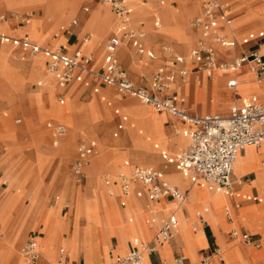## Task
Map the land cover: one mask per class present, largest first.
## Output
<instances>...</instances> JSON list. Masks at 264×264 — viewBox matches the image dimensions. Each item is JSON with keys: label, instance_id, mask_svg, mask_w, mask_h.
<instances>
[{"label": "rangeland", "instance_id": "374dc122", "mask_svg": "<svg viewBox=\"0 0 264 264\" xmlns=\"http://www.w3.org/2000/svg\"><path fill=\"white\" fill-rule=\"evenodd\" d=\"M170 1L171 0H168L166 3H170ZM231 1L234 2V3L232 2V5H233V16L235 18L231 27L233 28L237 27L238 23L240 22V21L237 22V17L239 15H243L241 18L242 22L251 20L252 23L251 25L250 23L243 25L240 27V29L243 28L245 29L249 26H251V28H256V27L264 28V0H260L259 1L260 3H258L255 6L250 5V6H245V8L240 6V4L238 3H235V0H231ZM51 3H72L71 4L72 8L67 7V10L70 9L71 11H69L67 14L63 13L60 16L56 15L54 18L47 12L49 10V6ZM85 3L86 0H0V30L7 35H11L15 30H20L22 34H24L27 38L31 39L32 41H35L40 45L54 47L56 43L55 41L52 40V36L55 33L59 34V41H61L60 34L62 33L60 26L62 25L66 26L73 17L76 18L80 17V20H82L87 15L86 13L81 12L82 11L81 7ZM158 5H159L158 3H154V6L156 7H159ZM148 6H152V5L149 4ZM174 6L178 7V3L177 5H172L173 9ZM98 7L109 8L107 5L102 3H98ZM150 9L152 10V8ZM153 11L154 10H152L149 15H145L141 17V19L139 20V24L136 21V19H134L131 24V29L135 27H139L141 32L143 31L146 32L148 31V29H150V27H144L146 24H151V26L153 27L152 24L154 17ZM94 12L95 10H91L89 16L95 17ZM27 13H31V15L29 17L23 18V16H26L25 14ZM156 14L158 13L156 12ZM110 15L115 17L111 11H110ZM189 20H190V16L188 18L186 31L188 32V34L191 35V38L189 42H187L185 45L178 42V40H180L181 37V34L179 32H171L170 30L163 27L164 21L162 19L160 26L158 28L153 27V31L158 33L152 36L150 41L145 42V38L147 37V35L143 34L142 40L143 43L145 44L146 49L152 50L158 44L157 50L162 52L163 45H169L168 43L175 42L176 44L186 47V49L188 50V48L196 42L198 36V34L195 33V31L190 28ZM92 26H93V21L89 20L87 25V27L89 28L84 29V31H82L79 34V38H80L79 48L82 49L86 55L91 54L94 58L92 61L94 73L88 74L89 86L86 88V91H84L83 93H82L83 91L82 89H80L79 91L77 90L72 96V98H69L68 94L70 93L71 89L75 86V84L71 85L69 90L65 93V96H67V100L66 102L63 103L58 102L56 98L57 97L56 92H59L61 90L59 87H57L54 90L51 98L49 97L48 94L47 96L48 105L49 106L56 105L59 111L61 112V114L55 112L56 116L47 113L46 111L47 109L45 108L48 105L43 104L42 100L39 101L38 98L36 97V94L42 89V87H44V85H38L35 89H33L35 86V85L33 86V84H35V82H38V80H43L44 78L47 77H51L50 71L41 62L42 59L37 58V56H34L33 54L30 55L28 53L29 59L27 62H24L20 59L17 62L14 61L9 62L5 57L6 56V54L4 53L5 49H3V47H6V45L0 44V48L2 47V51H0V78L5 85V89H6L5 97L7 98L8 102L14 104V107L12 109L9 104L0 108V130L1 131L3 130L4 132L11 130L16 134L13 137V133L11 131H8V136L13 138H10V140L3 141L2 154L10 158L9 160L11 164L13 163V167H14L13 171L14 173H17L23 171L24 168L27 167L28 163H30V160L32 159V156L36 150L33 164L37 167V169H42V167L46 164L47 156L38 147L49 145L53 149H57V150L59 149L58 150L59 152L57 153L58 157H56V159H64L65 160L63 162L64 166L70 173L72 171L71 165L75 158L76 144L78 140L80 141L83 139L87 141L88 139H94L97 143V149L93 153H96V155L93 157L91 156L92 158L90 164L88 165V171L91 172V170L93 169V171L95 172V179L97 181V186L89 188L88 183L90 176L88 172H86L87 175L86 183L87 182L88 183L87 184L85 183L86 185L83 186L82 185L76 186L74 183V178L71 174L69 179L72 186L71 192L75 191L76 193H78V198H80L81 201H83V199H87L88 197L91 198V200H94L92 196L97 194L95 192L96 188L101 187L102 190L104 191L103 195L105 197H114L113 200L115 201L116 205H118V203L115 200V195L119 192L116 190L114 194H109L105 187L106 185L104 186L105 184L104 181H102L103 180L102 175L108 172L115 179V174L120 173L121 171H130L131 169H133L132 166L134 163L145 164L144 163L145 161L157 160V156L155 152L158 153L160 150H167L174 153L179 152L182 148H184L187 145L189 141L188 137L185 135L186 137L185 144H178V143L170 144V142L174 141L176 137H178L180 134L183 133V131L187 127V124H181L179 121H176L173 115H168L166 112L155 111L152 107L146 105L145 103L139 102V100L136 99L135 97H132L127 94H123L112 86H104L103 84H101L100 86L98 85L99 79L98 77H96L95 74L96 72H100L99 69L101 66L106 38L104 39L103 42H101V50H99V52H96V50L93 53L88 52L87 50L89 48L91 49V47L89 45L86 46L87 42L89 40L93 41L95 39V36L98 34L96 32L95 27L93 28ZM76 28L77 25L73 26L72 29L75 30ZM112 31H113V27H109L106 35H108ZM162 36L166 38H170L168 39V41L170 42L162 41V40H159L157 42V39ZM73 47L74 46L72 45L66 46V48L68 49H72ZM132 48H133V51L131 49L132 55L131 57H129V59L126 60L119 56V61L121 63V66L124 68L129 79L133 81L134 84L141 85L146 89H149V82L152 72L159 61L157 55H155L157 54V50L156 53L154 54L155 59H151L149 63L140 65V64H136L135 61L141 59L145 55V53L139 55L136 49L134 47ZM2 55H4V58ZM13 55L15 56V53H13ZM185 55L188 60V68L191 70L194 69V66H192L189 63L190 59L188 52H186ZM132 57L135 58V60L132 61L133 68L139 71L138 75L136 76L134 75L135 80L132 75L134 71H132L131 70L132 68L128 67L127 64L125 63L127 61L128 63H131L130 60ZM23 58H25V56ZM96 60L97 63L94 65ZM29 64L31 68L32 67L35 68L34 73L36 74V76L29 78L24 86H20L18 82L15 80V75L16 73L26 76L29 75L28 74L30 72V71L28 72ZM29 82L30 84L28 85ZM95 86H99V90L97 93H94L92 89ZM195 87H196L195 90H198L199 92V86L195 85ZM25 90L27 92H25ZM24 92L25 95L20 94ZM216 93H217L216 90H214V99L212 100L213 102L211 101L212 105L211 106L209 105V108H204V109L201 106L199 109V113L202 114L210 113V112L217 113L219 111L217 109L218 101L216 100L217 99ZM13 94L15 95L14 96L15 98L12 96ZM201 94H202L201 92L197 93V96L198 99L203 100L204 97ZM21 97L23 101L21 100L19 103L18 101L20 100ZM15 99H16V103H15ZM29 104L36 106L38 110V118L40 119V121L34 122L31 116H29L28 114L30 110V108H28ZM117 107L120 108V112L114 113L113 110H117L116 109ZM67 110H69L70 112L67 113ZM224 111H227V108ZM15 118H20L21 122L15 123L14 122ZM159 118H163L164 121L168 120L169 118L170 119L165 122V127L163 125L161 128H159V130H153V128L149 126L147 122L149 120L155 121ZM48 119L56 122L62 121L68 127L66 134L60 137L57 146L52 145L53 137L51 136L50 131L45 126V123L46 121H48ZM175 121L177 122V124ZM73 134H75V138L73 139L71 145V151L68 152L67 150L62 148L65 142L71 141V139L73 138L72 136ZM81 134H86L88 135V137L79 136ZM155 143L159 144V147H155ZM147 144L149 145V147ZM251 148L254 149V146H252ZM133 155L140 156L142 157V159L140 157H133ZM102 158H104V160H102ZM56 159H53V161L48 162L46 169H44L42 172H40V174H38L39 181L44 185V188L41 191L40 196L37 193L39 189V184H35L27 195L28 199L27 198L23 199L21 197V194L24 191V185L28 177L26 178V180L23 179L22 182H16L15 184H13V180L11 178L12 176L8 177L7 179L8 183L6 189L12 187L13 193L10 194L4 192L3 195L0 197V249L2 250L11 249L13 246H15L16 248H15L14 257L17 260V264H23L22 257L18 253L19 245L24 241V237L26 236V233L29 230L31 231L34 229H38L42 233L41 237H37V240L41 244V252H42L41 254L47 257L51 262H55L60 247L66 248L70 252L72 258L76 257L78 252H81L85 259V262L89 264H99V260L103 259L102 258L103 255L105 256L104 257L105 261H108L109 254L107 250L112 249L110 243L106 244L102 248L95 249L94 251L89 253L86 243L87 237L85 235V232L83 231V229L88 231L89 228L88 222L86 223V226L84 223H81L82 226L81 230L78 228V226L76 227V236L80 232L79 238L78 240L75 238L76 242L72 241V237L75 232L74 231L75 218L79 219L77 215L78 212L76 213V209H75L76 206L74 205V209H73L71 202L72 197H66L62 192L60 194H57V191L52 192L53 180H51L50 181L51 184H49V179H51V174L56 175V173L59 171V169H57L54 173L52 172L55 170ZM127 161H129L131 165L126 164ZM147 165H152V164H147ZM160 165H162V168H164L166 171V178L171 183L178 185V183L173 182L172 179L169 178V175L167 173L169 172L170 169L173 172H177L182 177L181 173L172 169L170 166L163 164L160 159L159 161L154 162L153 164V166H160ZM249 167H254V166H249ZM247 168H243L242 170H245ZM234 171H236L235 166H234ZM199 181L206 184L205 181L203 180H199ZM178 186L181 187L180 185ZM88 188L91 189L89 193H87ZM217 189L213 191L217 192ZM222 190L225 189H221V191H218L217 193V195H219L220 197ZM189 195L190 193L187 195L185 204L188 201H190L189 203H192L191 200L189 199ZM234 195L236 197L238 196L241 197L243 196V193H234ZM37 197L45 198L44 202L47 206L46 208L50 211L51 214L48 215L47 212H42L41 214H35V216L34 215L31 216L29 218V221H27L28 219L26 218V216L24 217L22 215L23 212L22 210L24 208V205L32 203L33 201L36 200ZM24 201L26 203H24ZM199 201L201 200H197L195 203H193L192 209H189L191 218L198 220L196 213L200 211L201 214H204L205 217L209 218L210 221H212L213 223L218 222L220 220L221 215L218 213V215H213L211 219L210 214L206 213L203 203ZM174 204L175 206L177 205V203L175 202ZM64 205H68L69 207L62 208ZM156 206L157 204L154 203L153 207ZM118 207L120 208L119 205ZM61 208H62V212H61ZM123 208L128 209L126 207ZM120 209L122 211L124 210L122 208ZM252 209L254 216L258 215L259 217L264 219V217H262V214L264 212H262V210H260L258 206L253 205ZM178 210L180 211V209ZM222 210H223V204L219 208V211ZM242 212L243 213L241 215H246L247 219L249 220L250 216L247 215V213L244 210ZM124 213H125V218L123 220L124 222L127 223V221H131L130 218L133 219V222L136 220L135 215L132 214L130 211L127 212L126 210H124ZM240 216L236 215L237 220L240 219ZM62 217H69V218L71 217L72 220L69 226L66 228L65 237L64 236L58 237V234L61 231V229L65 227V224L62 222L61 219ZM164 217L166 216L160 215L156 217L157 225L160 224V221ZM181 217L182 216L180 215L179 212L178 219H180ZM43 218L49 221L45 229L42 224ZM56 220H59V224L55 222ZM253 221L254 219L250 221V224L253 223ZM189 222L190 221H188V223L186 224V228L189 231H191L192 228L189 226ZM247 223H249V221H247ZM197 227L198 229L201 227L200 223L199 224L197 223ZM262 229H263L262 231L264 232V220H263ZM131 233H133L134 235H138L135 232L129 231L126 240V248L123 250L124 251L123 253L127 251V241L131 239L132 237ZM88 234H89L88 243L90 247L93 248L97 245V242L95 241V238L93 239V237L89 232ZM196 243H198L197 239H194L190 243H187V245L188 247H190V245H194ZM221 244H222L221 257L224 258L226 264H251V261L250 259H248L247 256H251V258H253V254L257 255L258 257H264V246L259 248L252 246L244 247L243 245L244 243L242 244L238 240H232V241L226 240L223 241ZM113 253L115 254L120 252H118L114 247ZM171 262L172 259L168 261V263ZM0 264H3L2 259H0ZM211 264L214 263L211 262Z\"/></svg>", "mask_w": 264, "mask_h": 264}, {"label": "crops", "instance_id": "0c3cea01", "mask_svg": "<svg viewBox=\"0 0 264 264\" xmlns=\"http://www.w3.org/2000/svg\"><path fill=\"white\" fill-rule=\"evenodd\" d=\"M259 1L260 0H235V3H238V4H240V6L245 8V6H250V5L255 6L258 3H260ZM230 2L232 4L233 1H230ZM98 3H100V2L94 1V0H86V3L84 5H82V7H81L82 11L81 12H84L87 15L82 20H80V17L77 16L78 17L77 19L79 20V23L77 24V28L75 30H72L71 34H64V36H65V38L63 39L64 43L66 45L74 46L72 49L67 48L68 50H73L74 48L80 47L79 46V44H80L79 34L82 31H84V29L89 28V27H87L89 20L93 21L92 27L93 28L95 27L96 32L98 34H102L104 32V29L105 30L107 29L108 23L110 21L108 22V17L106 16V11L103 10L102 7H98ZM132 3H135L136 6L139 8L137 16L135 17V15H134V19H136L138 24H139V20L141 19V17H143L145 15H149L151 13V11L153 10V7H154V4H151L152 6H148L149 4L146 6H142V5L140 6V3L138 0H134V1H132ZM170 3L172 5H177V3H178V7L174 6L173 10L179 9V12L178 11L177 12L180 13L181 16L182 15L185 17L190 16V20L202 12V0H181V5L177 0H171ZM167 4L168 3H166V5ZM166 5L159 6V7L155 6L156 10L153 11L154 17H153V23H152L154 28H158L160 26L162 18H161V15L159 13V9L165 7ZM84 6H88V10H84ZM150 8H152V10ZM109 9L112 12L110 7H109ZM91 10H95V12H94L95 17L89 16ZM232 10H231V14L233 17V22H234L235 18L233 16ZM156 12L158 14H156ZM103 16L107 17L106 22L103 21ZM242 16L243 15H239L237 17V22L240 21L238 23L237 27L233 28V27H231L232 24L227 26L224 23H221L220 27L217 29V33L219 35H221L224 39L221 42H215L214 45L216 46L217 50L219 51L221 58H223L224 60H233V59L242 57L251 51H258L259 53H261L264 56V28H262V27L251 28V26H249L245 29L244 28L240 29L241 26L249 24V23L251 25V23H252L251 20L246 21V22H242L241 21ZM157 17H159L160 20L157 19ZM155 22H158V25H155ZM150 26H151V24H146L144 27H150ZM103 27H104V29H103ZM190 28L192 30H194L195 33L198 34V36H197L196 42L194 44H192L188 48V50L186 49V47H183L179 44H176L175 42L171 43L170 41H168V39H170V38H166V37L162 36V37H159L157 39V42L159 40L170 42V43H168L169 44L168 46L171 47L172 54L163 48L164 45L162 46V49H163L162 52L157 50L158 44L152 50L146 49L145 44L143 43V40H142L143 36L138 38L139 43L144 48V52L139 53V55H142L145 53L148 56V58H151V59H155V55H157V58L159 61L156 64V67L154 68L153 72L155 71V69L157 67L165 65V64L170 65L171 69L174 71L179 69V67H184L186 69V75L183 78L184 80H182L179 76H176V78L173 82L174 87H172V88L170 87V89H169V91H173L177 95H179L183 98V100H180L177 102L178 106L180 108H182L183 110H185L186 112H188L189 114L205 115L207 113H203V114L199 113V109L201 106L204 109V108H209V105L210 106L212 105L211 101L214 99V90H216V92H217L216 93L217 94L216 100L218 101L217 109L219 110L217 113H220V114L228 113V111L230 110V107L233 103H235V102L241 103L243 101V99L252 97L254 95L259 98L260 102H264V73H263V79L262 80L259 81L258 79H256L253 72L251 71V62L249 60L243 61L239 70L236 72L230 71V70L223 71L222 73L219 74L218 80H212V78L207 76L204 71L198 69V63L194 59L191 58L190 50L197 45L198 39L202 36V33L198 28L191 27V26H190ZM133 29L140 31L139 27H135ZM261 32L263 33V35H261ZM157 33L154 32L153 29L152 30L148 29L147 37L145 38V42L150 41L151 37L156 35ZM185 34L181 35L180 40H178V42H180L183 45H185L187 42H189V40L191 38V35L188 34L187 31H185ZM109 35H110V33L106 36V39ZM245 39H247V41H245ZM90 41H92V40H89L87 42L86 46L88 45V43ZM32 42L36 43L35 41H32ZM125 43H127L129 46V51H130L129 57H131V55H132L131 54V52L133 51L132 47H134L136 49V47L131 43L130 39L126 38V39H124V41L121 43V45L118 48V51H117V55L119 54L118 58H119V56L121 57L120 48ZM0 44L6 45V47H3V49H5V52H4L6 54L5 57L9 62L10 61L17 62V61H19V59L24 61V62L28 61L29 51L27 49H23L20 45H15L11 42H7V41H3V40H0ZM131 49H132V51H131ZM95 50H96V52H99L98 49H92V48L91 49L89 48L87 51L93 53ZM156 50H157V54H155ZM0 51H2V47L0 48ZM186 52H188V55H189V59H190L189 63L192 66H194V69H192V70L188 68V60H187V57L185 55ZM13 53H15V56L13 55ZM2 56L4 58V55H2ZM24 56H25V58H23ZM129 57L128 58L121 57V58L127 60V59H129ZM133 60H135L134 57L131 58V60H130L131 63H128V61L125 63L127 64L128 67L132 68L131 69L132 71H134V73H132V75H133V78L135 80V76L138 75L139 71H137L136 69L133 68V65H132ZM136 61H135V63H136ZM41 62L47 67L46 61L42 60ZM96 63H97V60L94 63V65ZM101 66H102V61H101ZM101 66H100V68H101ZM233 77H236V79H237V85L234 87L229 85V80L232 79ZM31 82H33V81H31ZM240 83H242V84H240ZM29 84H30V82L28 83V85ZM73 84H75V86L71 89V91L69 93L71 98L77 90L79 91L80 89H82L83 90L82 93L84 91H86V88L89 86L88 85L89 84L88 83V74H86V73L80 74V77L78 79L74 80L68 86L65 93L69 90L70 86ZM101 84H103L104 86H110L108 84H105V83H102L99 81L98 85L100 86ZM197 84L199 85V92H198V90H195V88H196L195 85H197ZM38 85H40V83L35 82V84H33V86H34L33 89H35ZM99 86H95L94 88H92L94 93L98 92ZM46 90L47 89H41L36 94V97L38 98L39 101L42 100L43 104L48 105V103H47L48 91H46ZM5 91H6L5 85L0 78V108L9 104L11 109H12L14 107V104L8 102L7 98L5 97L6 96ZM72 91H73V94H72ZM25 92H27V91L25 90ZM25 92L20 93V94L25 95ZM200 92L202 93L201 95L204 97L203 100L198 99L197 93H200ZM56 93H57L56 98L58 100V92H56ZM65 93H64V98H65ZM14 94L12 95L13 97L15 96ZM136 99H138V98H136ZM21 100H22V97L20 98V100L18 102L20 103ZM139 102H141V101L139 100ZM15 103H16V99H15ZM28 103H30V102H28ZM23 104H24V102H23ZM198 105H199V107H198ZM28 108H30L28 114H29V116H31L32 120L34 122L40 121V119L38 118V110H37L36 106L29 104ZM226 108H227V111H224ZM45 109H47L46 110L47 113H49L51 115L53 114L54 116H56L55 115V106H49L48 105ZM116 109L117 110H113L114 113L120 112L119 107H117ZM157 111L166 112L165 110H157ZM166 113L168 115H170L168 112H166ZM4 115H5V113H4ZM173 117H175V116H173ZM18 119H19V121H17ZM175 119H176V121H179L181 124H187L184 121H182L181 119H179L178 117H175ZM168 120H166V121H168ZM166 121H164L163 118H159L155 121L149 120L147 122V124L149 126H151L153 128V130H159V128H161L163 125L165 127ZM14 122L20 123L21 119L15 118ZM48 123H51V125H56V124L52 120L48 119V121H46V123H45V126L50 131L51 136L53 137L52 145L57 146L58 143L54 142L55 141L54 138H57V142H59L60 137H62L64 135V133L56 136L54 134L53 130L48 126ZM176 124H177V122H176ZM191 127H192L191 125L187 124V127L185 130H187ZM8 131H11V130H8ZM8 131L4 132L3 130L2 131L0 130V197L3 195L4 192L10 193V194L13 193L12 187L9 189H6L7 183H8L7 179L10 176H12L11 178L13 180V184H15L16 182H22L23 179L26 180V178L28 177V179L26 180L25 185H24V191L21 194V197L23 199L27 198L28 193L30 192V190L32 189V187L35 184H39V189H38L37 193L40 196L41 191L44 188V185L39 181L38 174H40V172H42L44 169H46L48 162L53 161V159H56V157H58L57 153L59 152L58 151L59 149L58 150L53 149L49 145H44V146L38 147L47 156L46 164L42 167V169H37V167L33 164V161L35 159V154H36V150H35V152L32 156V159L30 160V163H28L27 167H25L24 170L21 172L14 173L13 163L11 164V162L9 160L10 158L8 156L2 154V152H3L2 151L3 150L2 149L3 141L4 140H10V138H13L16 135L15 132L11 131L13 133V137H10V136H8ZM184 131L182 134H180L178 137H176L174 141H171L170 144H174V143L185 144V142H186L185 135L186 134L184 133ZM115 134H117V133H115ZM73 135H75V134H73ZM87 141H93L94 142L95 146H94L93 152H95L97 149L96 141L94 139H88ZM78 142H79V140H78ZM78 142L76 144L75 158L77 155ZM148 147H149V145H148ZM155 147H159V144L155 143ZM152 152H154V151H152ZM155 153L157 156V160L145 161L144 162L145 164L134 163L132 167L133 168L134 167L155 168V169H158L161 172H163L164 177L166 178V171L164 168H162V165L153 166L154 162H157L160 159L163 164H166V165L170 166L172 169L180 172L182 177H184L188 180L187 184L182 185V187H179L178 185L171 183L166 178L171 184L175 185L180 190V192L183 194V197H184L183 200L179 201L172 196H165V197H161V198L154 200V201H148V199L145 196L136 197L134 195V193H132V195L134 197L129 201L128 205L126 206V208H128V209H125V208H123L126 205V201L124 199V196L121 194V192L117 193L115 195V200L118 203V205L120 206V208L126 210L127 212L130 211L136 217L135 218L136 220L134 222H132L133 221V219H132L131 221H127V223H126L123 221L125 218L124 210L122 211L118 207V205H116L113 198L109 197L106 200L101 198V202L103 204V215H104L105 225H106V229L103 228L102 234H103L104 238L105 237L107 238V239L105 238L106 241L102 245H98V246H95L93 248L90 247V245L88 243V236H89L88 231L83 229V231L85 232V235L87 237L86 243H87V248H88L89 253H91L95 249L102 248L103 246H105L108 243H110V245H111L112 249L107 250V252L109 254V258H108L109 260L105 261V259H102V260L100 259L99 264H107L108 262L112 261L117 255H123L120 253H123L124 252L123 250L126 248V240H127V235L129 233V231L135 232L136 234H138L137 236H139L143 240L147 239V241H149L151 239L153 233L155 232V230L160 226L163 219L166 218L171 213H175V215L178 218V215L180 212V215L182 216L180 218L181 226H179L175 230V232L173 233V235L171 237H169L165 242H163L161 245H159L155 251H152V252L148 251L145 253L146 264H155V263L161 262V261L167 263L171 259L173 261V258L180 253L185 255V263L186 264H198L204 256L211 255V254L213 255L214 249L216 247H220L222 249L221 243L223 241L234 240L230 237V231L235 227L239 228L240 230L248 231L255 240L256 239H261V240L264 239V232L262 231L264 219L259 217L258 215L254 216L253 215L254 214L253 209H252V206L255 205V206H258V208L260 210H262V212H264V203H262V202H264V144L261 143L259 145H254V149L251 147L246 149V147H245L243 150H241L238 153L239 154L238 159H237V162L235 164V170L236 171H234V169H233V176H232L233 193L229 194L225 190H222L221 197L219 195H217V193H218V191H221V189H223V188H218L215 183L206 181L204 179H198L197 181L192 180L190 175H184L180 170H178L175 167V165L173 163H169L167 161L166 155H163V153H165L167 155L175 156L178 152L174 153V152H170L167 150H160L158 153L157 152H155ZM158 154H159V157H158ZM95 155H96V153H92L91 156L93 157ZM133 157H140V156L133 155ZM140 158L142 159V157H140ZM102 160H104V158H102ZM64 161H65L64 159H56L55 170L52 172L54 173L57 169H59V171L56 173V175L51 174V179H49V184H51L50 181L53 180L52 181V192L57 191V194H60L62 192L66 197H72L73 199H76L75 201L78 203V193H76L75 191L71 192L72 186H71V183L69 180L71 174H72L73 178H74V175H73L72 171L69 173V171L65 168L64 163H63ZM126 164L131 165V163H129V161H127ZM147 164H152V165H147ZM249 166H254V167H249ZM243 168H247V169L242 170ZM86 172H88V174L90 176L89 177V183L87 182L89 184V188L90 187L91 188L96 187L97 181L95 179V172L93 171V169L91 170V172L86 171V168H85V173ZM174 173H177V172H173L169 169V172L167 174L173 175ZM199 180L205 181L206 184H204L203 182H201ZM86 181H87V175H86L85 181L81 184L76 183L75 178H74V183L76 186L86 185L87 184ZM117 183L118 182H116V181L112 182V184H117ZM104 186H105V184H104ZM105 187H106L109 194H114V193L109 192V189L107 188V186H105ZM89 188H88L87 193H89L91 190ZM134 188H136V187L134 186L133 189ZM96 189H98V188H96ZM215 189H217V192L213 191ZM116 190L118 191L117 188L115 189V191ZM189 193H190L189 199L191 200L192 203H189L190 201H188L185 204L184 200ZM234 193H243V195L245 194V195L257 196V197L261 198L262 201L248 200V199H245L243 196L236 197L234 195ZM120 200H124L125 204L121 205ZM197 200H201L199 202L203 203V206L205 207V211L207 214H210L211 219H212L213 215H218V213H219L221 215L220 220L216 223H213L212 221H210L209 218H206L204 214H202V219H203L202 220L200 217H198L197 213L196 214H197L198 220L191 218V215L189 213V209H192L193 203H195ZM171 202H173V203H171ZM174 202L177 203L176 206H175ZM24 203H26V202L24 201ZM105 203H107V204L104 205ZM154 203L157 204L156 207H153ZM225 203L230 204L231 207H233V210H234L236 215L240 216L243 213L242 211L244 210L247 213V215L250 216L249 220L246 219L243 221L242 219H238L237 224L233 225L232 217L230 219V218H228L227 215L224 216L223 210L219 211L220 206L222 204L224 205ZM147 204H149V206H147ZM72 206H73V204H72ZM68 207H69L68 205H64L62 208H68ZM173 207H175V208H173ZM62 208H61V212H62ZM73 209H74V206H73ZM75 209H76V213H77V208L75 207ZM178 209H180V211ZM160 215H164L166 217H164L160 221V224L157 225L156 217L160 216ZM189 217L191 220L189 219ZM262 217H264V213L262 214ZM61 219H62V222L65 224V227H63L61 229V231L58 234V237L59 236L65 237L66 228L69 226L72 219H71V217L70 218L69 217H62ZM252 219H254V221H253V223L250 224V221ZM188 221H190L189 226L192 228L191 231H189L186 228V224L188 223ZM247 221H249V223H247ZM48 222H49L48 220H45L43 218L42 224H43L44 229H45ZM130 222H132V223H130ZM81 223H84L86 226V223H87V217L86 216H80L79 219L75 218V230H74L75 232L73 234L72 241H75V238L78 240L80 232L76 236V227L78 226V228L81 230V227H82ZM197 223L198 224L200 223V225H201V227L199 229L197 227ZM85 226H84V228H85ZM96 232H100V231L99 230L96 231V229H93V235L97 234ZM131 234H133V233H131ZM41 236H42V233L38 229H34L31 231L29 230L26 233V236L24 237V241L19 245V249L27 239L33 238L37 241V237H41ZM194 239H197L198 243H196L194 245H190V247H188L187 243H190ZM132 240H133V238L129 239L127 241L126 253L132 248ZM243 245H244V247H248V245H245V244H243ZM114 247L120 253L114 254L113 253ZM19 249H18V253L20 254ZM60 249H63V248L60 247L59 250ZM59 250H58L55 262L57 261V259L59 257ZM247 257H248V259H250L251 264H264V257H258L255 254H253V258H251V256H247ZM0 259H2L3 264H9V262H8V249H5V250L0 249ZM223 259L220 261V259H218L217 256L213 255L209 264L211 262H213L214 264H222V263L226 264L225 261H223ZM55 262H51L47 257H45L43 254H41L40 264H46V263L53 264ZM77 263L87 264L85 262V259H84L81 252H78L76 257L71 258L68 256L67 259L65 260V264H77Z\"/></svg>", "mask_w": 264, "mask_h": 264}, {"label": "built area", "instance_id": "2783aa9c", "mask_svg": "<svg viewBox=\"0 0 264 264\" xmlns=\"http://www.w3.org/2000/svg\"><path fill=\"white\" fill-rule=\"evenodd\" d=\"M94 1L109 6L120 23L128 22L130 10L126 6V0ZM150 1L162 2L163 0ZM84 10H88V6H84ZM231 10L232 4L229 0H202V12L192 18L189 23L191 27L198 28L202 33L197 45L190 50V56L198 63V69L204 71L211 78L212 72L216 68L236 72L243 61L249 60L255 78L261 79L264 73V56L261 53L251 51L242 57L224 60L214 45L215 42H221L224 39L217 33L221 23L229 26L233 22ZM25 15L23 18L29 17L31 13ZM77 24L78 19L73 17L65 27H61V33L63 35L71 34L73 26ZM155 25H158V22H155ZM261 35H263L262 32ZM141 36H143L142 32L135 29L123 30L121 34L111 32L104 44L102 66L99 69L100 72H96V77L100 82L113 86L119 92L136 97L142 103L151 105L156 110H165L170 115L191 125V128L184 131L189 139L187 146L175 156L165 153L163 155H166L167 161L173 163L184 175H190L192 180L204 179L232 194L233 165L238 153L248 145H259L264 142V102H260L259 98L254 95L243 99L241 103H233L226 114H189L177 104L183 98L175 92L169 91L176 76L184 80L186 75L184 67H179L176 71L172 70L168 64L157 67L151 75L149 89L136 85L129 79L121 66L117 51L124 39L129 38L137 52L143 53L144 48L138 40ZM0 40L20 45L23 49H27L30 55L41 52L46 57L47 68L54 74L56 84L61 89L58 92L60 103L64 102V93L68 86L78 79L80 74L94 73L93 58L83 54L80 48L68 50L64 45L51 48L34 43L25 36L12 37L1 33ZM163 48L172 54L170 46L164 45ZM229 85L233 87L237 85L236 77L229 80ZM48 126L56 136L65 131L61 124L51 125L48 123ZM94 146L93 141L82 139L78 142L77 155L71 165L75 182L78 184L85 181V167L94 151ZM103 181L106 184L113 181L118 182L122 195L129 193L132 184V193L136 197L145 196L148 201L165 196H172L179 201L184 198L180 190L164 177L163 172L151 167H134L129 176L120 173L113 180L108 174H104ZM134 186L136 188L133 189ZM243 197L248 200L262 201L261 198L253 195H243ZM120 204L124 205L125 201L120 200ZM227 216L231 219L230 213H227ZM199 217L202 219V215L199 214ZM177 225L178 218L175 213L169 214L163 219L149 241L143 242L138 238H133L132 248L126 254L117 255L107 264H143V252L155 251L159 245L173 235ZM230 237L234 240L238 239L239 242L248 246L259 248L264 245V240H255L248 231L236 227L230 231ZM19 252L26 264H40L41 253L35 239H27L20 247ZM213 255L221 261V248L216 247ZM213 255L204 256L198 264H209ZM67 257L66 251L60 249L59 257L53 264H65ZM173 262L174 264H186L185 255L178 254L173 258ZM155 264H166V262L161 261Z\"/></svg>", "mask_w": 264, "mask_h": 264}, {"label": "bare ground", "instance_id": "6f19581e", "mask_svg": "<svg viewBox=\"0 0 264 264\" xmlns=\"http://www.w3.org/2000/svg\"><path fill=\"white\" fill-rule=\"evenodd\" d=\"M132 1H134V0H126V6L130 10L129 20L126 23H120L118 21V19H116V17H113V16L110 15L109 8L102 7V9L106 11V16L108 17V22L109 21L110 22L108 23L107 29L105 30L104 29L105 26H104L103 27L104 32L102 34L96 35L95 36V39L88 44L91 48L101 50V42H103L104 39L106 38V36H107L106 33H107V30L109 29V27H113V31L112 32H115V33H118V34H121L123 32V30L131 29V24L133 22L134 15L136 17L137 14H138V11H139V8L136 6L135 3H132ZM138 1L140 3V6L141 5L142 6H146L148 4H154V3H158L159 4L158 6H164V5H166V2L168 0H163L161 3L160 2L150 1V0H146V1H144V0H138ZM177 1L181 5V0H177ZM71 4L72 3H51L50 6H49V10L47 12L51 16H53L55 18L56 15L60 16L63 13H66L67 14L69 11H71L70 9L67 10V7L72 8L71 7ZM232 9H233V5H232ZM153 10H156L155 6L153 7ZM177 11L179 12V9L173 10V7H172V4L171 3H168L165 7L159 9V13L161 15V18L164 21L163 27L166 28V29H168V30H170L171 32H179L181 35H184L185 34V31H186V27H187V22H188L189 16H186V17L183 16V15L181 16L180 13H178ZM232 12H233V10H232ZM107 17H104L103 16V21L106 22ZM157 19L160 20L159 17H157ZM60 27H65V25H62ZM150 29L152 30L153 27L150 26ZM146 32L143 31L142 34L147 35ZM0 33L3 34V35H7V34L3 33L1 30H0ZM7 36L22 37V36H25V35L22 34L20 30H15L11 35H7ZM64 38H65V36L63 34H60V40L62 42L59 41V34L58 33H55L52 36V40L55 41L56 44H55L54 47H51V48H56L59 45H64L65 47L68 46V45H66L64 43V41H63ZM86 38H88V37H86ZM80 50H81V52L83 54H85L82 49H80ZM33 55L34 56H37V58H41L42 60L46 61V57L41 52L35 53ZM89 55L93 58V56L91 54H89ZM120 55L123 58H128L129 57L130 51H129V46H128L127 43L123 44L122 47L120 48ZM149 61H151V58H148V56L145 54L140 60H137L136 63L137 64H140V65H143V64L149 63ZM28 67H29L28 68L29 69L28 72L30 71L28 73L29 75L26 76V75H21V74H17V73L15 75V80L18 82V84L20 86H24L29 78H32L33 76H36V74L34 73L35 72V68H33V67L31 68L30 64H29ZM223 71H225L224 68H216L215 70H213V72H212V80H218V76H219L218 74L219 73H222ZM230 71H232V70H230ZM50 73H51V77L44 78L43 80H39L38 82L40 83V85H44V87H42V89H47L46 91H48L49 97L51 98L54 90L58 86L56 84V80H55L54 74L51 71H50ZM262 79L263 78L258 79V80L260 81ZM197 86H199V85L197 84ZM172 87H174V83L171 84V88ZM68 96H69V98H71L69 94H68ZM66 100H67V96H65L64 102H66ZM146 105H148V104H146ZM148 106L152 107L155 111H157L153 106H151V105H148ZM55 112L58 113V114H61V112L59 111V109L57 108L56 105H55ZM69 112L70 111L67 110V113H69ZM158 112H160V111H158ZM210 113L211 114H216V112H210ZM53 122H55V124H61V125H63V127L65 129L64 134H66L68 127H67V125L64 122H62V121H58V122L53 121ZM79 136L88 137V135H86V134H81ZM74 138H75V135H73V138L71 139L70 142H65L64 145H63V149H65L68 152H70L71 151V145H72V142H73V139ZM55 142L58 143L57 142V138L55 139ZM262 144H264V142ZM252 146H254V145H248V146H246V149L249 148V147H252ZM238 155H237V158H236V160L234 162L233 169H234V166H235V164L237 162ZM90 161H91V156L89 158L88 164L85 167L86 168V171H88V165L90 164ZM131 170L130 171H121L120 173L125 174L126 176H129L131 174ZM120 173L115 174V178ZM104 174H108L112 178V180L114 179L111 176L110 173H104ZM169 178H171L173 182L178 183V185H180L181 187H182V185H185V184L188 183V180L186 178H184V177H181L178 173H174L173 175L170 174L169 175ZM105 185L109 189V192L110 193H114L116 188L118 189V192L119 193L121 192L118 183L117 184H112V182H111L109 184H106L105 183ZM131 187H132V184L130 185L129 193L127 195H123L124 196V199L126 201V205L124 207H126L128 205V203H129V201L134 197L132 195V189H131ZM96 193L97 194H95V195L92 196V198L94 200H91V198L88 197L87 199H83V201H81V199L78 198V203H77L75 201L76 199L71 198V202H72L73 206L75 205L77 207V212H78L77 215H78V217H80V216H86L87 217V222L89 223L88 224L89 225L88 232L91 234V236L93 237V239L95 238V241L97 242V245L96 246H98V245H102L106 241V239H107L106 237H105L106 238L105 239L104 236H103V234H102L103 228L106 229V225H105V219H104V215H103V204L101 202V198H103L104 200H106L109 197H105L103 195L104 191L102 190L101 187H98V189H96ZM112 198H114V197H112ZM186 198H185L184 202L186 201ZM44 201H45V198L44 197H37L36 200L33 201L32 203H29V204H25L24 205V208L22 210L23 211L22 212V215L24 217L26 216V218L28 219L27 221H29V218L31 216H33V215L35 216V214H41L42 212H47L48 215L51 214L50 211L46 208L47 206H46V204H45ZM106 204L107 203H105L104 205H106ZM224 205H223L224 206L223 207L224 216H226L227 213H230V215L232 217V220H233V225H236L237 224V217H236V214H235V212L233 210V207H231L230 204H226V203ZM197 214H198V217H199V214L202 215L200 213V211H198ZM240 219H242L244 221V220L247 219V216L246 215H241L240 216ZM130 220H132V218H130ZM55 222L59 224V220H56ZM179 226H181L180 219H178L177 228ZM93 229H96V231L99 230L100 232H96L97 234H94L95 235L94 236L93 235ZM134 237L135 238H138L139 240H141L143 242H147V240H143L139 236L132 234L131 239L134 238ZM235 240H238V239H235ZM37 247H38L40 253H42L41 252V244L39 243L38 240H37ZM15 248L16 247L13 246L11 249H8V262H9V264H17V260L14 257ZM63 249L66 251V253L68 254V256L71 257L70 252L66 248H64V247H63ZM145 253H146V251L143 252V255H142V263L143 264H146V262H145ZM121 254H126V252L125 253H121ZM221 254H222V249H221ZM21 257H22V255H21ZM104 257L105 256L103 255L102 258L104 259ZM22 260H23V264H26L24 262V258L23 257H22ZM223 261H224V259H223ZM87 264H89V263H87ZM166 264H174V262L173 261H172V263H168L167 262Z\"/></svg>", "mask_w": 264, "mask_h": 264}]
</instances>
